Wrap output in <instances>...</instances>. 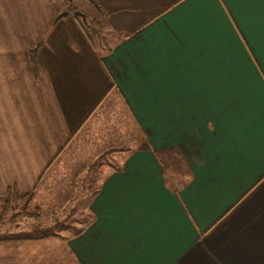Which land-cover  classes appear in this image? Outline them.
I'll return each mask as SVG.
<instances>
[{"label": "crops", "instance_id": "crops-1", "mask_svg": "<svg viewBox=\"0 0 264 264\" xmlns=\"http://www.w3.org/2000/svg\"><path fill=\"white\" fill-rule=\"evenodd\" d=\"M92 1L104 47L62 0H0V147L37 148L31 187L110 92L146 143L51 264H264V0Z\"/></svg>", "mask_w": 264, "mask_h": 264}, {"label": "rangeland", "instance_id": "rangeland-1", "mask_svg": "<svg viewBox=\"0 0 264 264\" xmlns=\"http://www.w3.org/2000/svg\"><path fill=\"white\" fill-rule=\"evenodd\" d=\"M62 2L85 14V28L104 47L109 32L104 31L106 19L95 2ZM100 100L89 120L35 176L32 187L30 165L23 161L37 148L16 147L21 140L12 136L24 132L9 131L6 147H0V264H51L52 257L60 256L51 245L52 237L71 236L90 222L87 206L99 167L119 163L130 152L145 148L125 102L111 92ZM19 183L33 193L30 198L21 197Z\"/></svg>", "mask_w": 264, "mask_h": 264}, {"label": "water", "instance_id": "water-1", "mask_svg": "<svg viewBox=\"0 0 264 264\" xmlns=\"http://www.w3.org/2000/svg\"><path fill=\"white\" fill-rule=\"evenodd\" d=\"M64 14H66V12L60 13V15H64ZM73 14L76 16H80L83 20H85V15L83 12H81L79 10H75Z\"/></svg>", "mask_w": 264, "mask_h": 264}, {"label": "trees", "instance_id": "trees-1", "mask_svg": "<svg viewBox=\"0 0 264 264\" xmlns=\"http://www.w3.org/2000/svg\"><path fill=\"white\" fill-rule=\"evenodd\" d=\"M32 194H33L32 192L24 193V194L21 195V197L28 199V198H30V196H32Z\"/></svg>", "mask_w": 264, "mask_h": 264}]
</instances>
